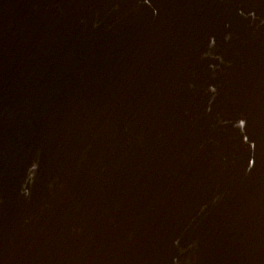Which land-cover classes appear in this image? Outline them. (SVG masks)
Segmentation results:
<instances>
[{
	"label": "water",
	"instance_id": "water-1",
	"mask_svg": "<svg viewBox=\"0 0 264 264\" xmlns=\"http://www.w3.org/2000/svg\"><path fill=\"white\" fill-rule=\"evenodd\" d=\"M0 264H264V0H0Z\"/></svg>",
	"mask_w": 264,
	"mask_h": 264
}]
</instances>
